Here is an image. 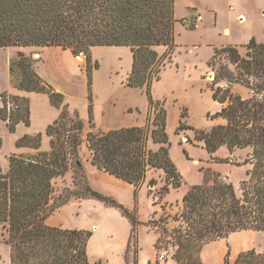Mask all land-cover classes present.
<instances>
[{"label":"trees","instance_id":"16d2710c","mask_svg":"<svg viewBox=\"0 0 264 264\" xmlns=\"http://www.w3.org/2000/svg\"><path fill=\"white\" fill-rule=\"evenodd\" d=\"M177 22L175 0H0V49L60 47L72 50L74 55L85 53L90 101L91 131L84 137V121L77 112L71 113L64 96L37 74L34 60L22 53L11 59L10 71L16 88L48 95L61 114L47 129L50 152L33 157L13 155L6 174L0 167V225L7 233L10 264H90L88 244L93 232L47 224L62 208L84 199L99 200L118 209L132 225L127 254L132 246L136 249L138 228L143 223L136 210H129L90 186L81 160L84 145L94 166L135 187L136 199L152 169L163 170L165 176L161 186L156 179L149 182V186L159 188L155 193L151 191L155 206L171 190L183 185L170 157L166 111L161 102L153 99L151 90L153 83L161 80L166 64L173 62ZM162 46L167 47V52L160 55L156 48ZM96 47H129L133 52L127 86L145 89L150 103L145 127L109 132L96 129L91 65V52ZM245 48L244 55L237 46L215 48L209 63L216 71L214 82H228L214 90V99L227 103L219 114L226 122L197 137L205 141L210 153L224 145L229 150L250 149L245 164L252 169L242 183L241 195L219 175H213L212 184L191 188L180 212L174 216L164 213L158 220L145 223L160 233L158 252L171 247L176 264H203L202 249L231 234L264 232V43L252 39ZM233 83L247 86L251 98L244 100L232 94ZM0 97L3 103L0 119L8 123L9 131L15 132L20 123L29 126V100L6 93H0ZM9 101L15 104L11 112L7 109ZM185 115L186 112L182 116ZM187 129L180 122L178 133ZM40 140V135L25 137L18 146L38 148ZM150 141L159 146L157 150L149 148ZM70 170L74 172V186L58 191L55 180ZM162 207L167 211L166 205ZM157 215L155 212L154 217ZM225 264H232L230 252ZM233 264H264V253H240Z\"/></svg>","mask_w":264,"mask_h":264},{"label":"crops","instance_id":"0c3cea01","mask_svg":"<svg viewBox=\"0 0 264 264\" xmlns=\"http://www.w3.org/2000/svg\"><path fill=\"white\" fill-rule=\"evenodd\" d=\"M176 1L175 18L177 20L183 21L188 16L192 17L198 14L203 17V22L198 29H190L183 23V25L176 23L177 49L171 65H175L177 69L180 68L177 62L178 55L181 50L188 47L180 44L179 37L182 34H187L191 37L205 29V21L209 14H211L213 23L217 25L220 13L219 3L216 0H186L180 13L178 12ZM238 1L245 8L242 9ZM232 3L234 6L230 7V14L236 15L237 20L244 23L248 16L246 0H232ZM253 6L256 13L264 15V0H254ZM225 31L227 35L230 33L229 29H225ZM252 39H255L258 43H264V41L258 40L256 36L250 37L249 41ZM94 49V54H91V65L93 64L95 67L98 62L101 64L100 69L94 68L92 71L93 123L96 129L102 132H109L124 128L145 127L148 122L150 109L145 89L127 86L134 63L133 52L129 47H96ZM40 50L41 54L37 56V60L34 63L37 74L51 85L57 93L64 96L65 104L68 105L69 110L77 112L85 125L90 128L88 72L87 69L83 68L84 64L77 61L70 49L47 47ZM156 50L160 55H163L167 52V47H157ZM13 58L14 56L11 59ZM11 59L8 65V73L1 78L0 93L28 99L30 102V123L29 126L20 123L16 127L15 132L12 133L9 131L7 123L0 119L2 148L5 146V137H7L9 143L6 168L1 170L3 174L9 171V158L13 155L33 157L40 152H50L51 138L47 135V129L61 114V110L52 105L48 95L22 91L16 88L10 71ZM114 69L122 71V82L116 81L111 76ZM164 71L161 73V79ZM2 107L3 103L0 97V110ZM39 135L41 140L38 148L32 145L18 146V142L25 137L36 138ZM88 159L85 170L90 186L96 191L100 190L99 186L105 187L100 191L107 192L108 194L105 195L113 197L129 210H136L140 221L144 224L138 228L136 249L132 246V251L130 250L127 254L128 243L132 235V225L129 220L118 209L107 206L104 203L101 206L95 199L71 202L52 215L47 220V224L67 230L93 232L88 244L90 264H134L135 255L137 264H176L171 256L165 258L156 249L160 233L145 225L154 217L155 212H158V215L160 214V207L153 208L151 210L152 213L145 218L140 215L142 192L143 190H148V196H152L151 191L155 187L149 186V182L156 170L152 169L148 172L146 182L138 189V197L136 199L134 186L98 169L91 163L90 155ZM57 181L61 182L60 186L73 187L74 172H67L64 177L56 179L55 184H59ZM162 212L165 211L162 210ZM131 253L133 254L132 261L130 260ZM223 256L222 259L227 256L226 250ZM201 257L203 264H217L214 257L211 256L210 248H203Z\"/></svg>","mask_w":264,"mask_h":264},{"label":"rangeland","instance_id":"374dc122","mask_svg":"<svg viewBox=\"0 0 264 264\" xmlns=\"http://www.w3.org/2000/svg\"><path fill=\"white\" fill-rule=\"evenodd\" d=\"M185 2L186 0L176 1L179 13L182 11ZM216 2L219 3L220 13L217 25L213 23L211 14H209L205 21V29L201 32H197L191 37L182 34L179 37V42L188 47L181 50L178 55L177 62L180 68L177 70L175 65L172 66L167 63L163 68L165 71L162 79L155 81L151 88L153 99L161 102L166 111V131L170 142V157L184 182L179 189L171 190L170 194L156 206L153 205L154 196L149 197L148 190H143L140 206L142 218L150 215L151 210L158 206L160 207V214L152 217V219L158 220L164 213L174 216L180 212L182 201L191 188L212 184L211 176L213 175H219L223 181L233 186L238 195H241L242 183L248 179V173L252 169L249 164H245V160L251 153L250 149L229 150L224 145L214 153H210L206 148L205 141L197 137V134L208 133L217 126L225 125L226 122L219 114L223 107L227 106V103L222 104L215 100L214 90L219 86H225L228 81H221V84L214 82L216 71L209 65L214 57V49L232 45L239 47L241 54L244 55L246 53L245 46L250 42V37L256 36L258 40L264 41V15L254 11V0H246L248 16L244 23L237 20L236 15L230 14V7L234 6L232 0H216ZM239 6L242 9L245 8L240 2ZM177 24L183 25L182 20H178ZM225 29L230 30L228 35L225 34ZM40 49L24 47L0 49V84L2 83L1 78L8 73L9 61L13 56L15 58L18 53H22L31 57L35 62L37 60L36 55L41 54ZM94 51L95 49H92L91 54H94ZM96 65H98L97 69H100L101 64L98 62ZM96 65L94 67L92 64L93 69H96ZM87 67L88 60L83 65L84 69ZM229 67L233 71L234 68L231 65ZM211 74H213V78H210ZM111 76L116 81L122 82V71L114 69ZM230 86L232 94L238 95L244 100L251 98V90L247 86L241 83H233ZM184 112H186L185 117L182 116ZM180 122H183L189 129L178 133ZM88 132H90V128L86 126L84 137ZM8 147L9 143L5 137V146L2 148V144H0L1 170L6 168ZM158 147L152 141L149 142L150 149L157 150ZM89 155L88 147L84 145L81 149V160L84 166L89 161ZM69 172L71 173L72 170ZM164 177L163 170H156L151 180H158L159 186H161ZM57 183L59 184H56V187L61 192L65 186H60L61 182L57 181ZM98 188L103 190L105 187L99 186ZM154 189H152L153 192L159 190L156 187ZM100 192L108 194L107 192ZM96 202L101 206L103 205L99 200ZM162 205H166L167 211L162 212L164 210ZM173 226L172 224L170 227ZM152 229L157 230L156 227ZM6 240L7 233L0 225V264H10V248ZM204 248L211 249V256L214 257L217 264H225L226 257L222 259L223 254L225 250L226 254L230 252V260L233 264L240 253L248 251H254L258 254L264 253V232L242 231L234 233L228 238L219 240V242L207 244ZM160 252L165 258L173 255L171 247L167 251L162 250ZM132 259L133 254L131 253L130 260L132 261Z\"/></svg>","mask_w":264,"mask_h":264},{"label":"built area","instance_id":"2783aa9c","mask_svg":"<svg viewBox=\"0 0 264 264\" xmlns=\"http://www.w3.org/2000/svg\"><path fill=\"white\" fill-rule=\"evenodd\" d=\"M202 22H203V17L200 14L192 16V17L188 16L184 18L182 21V23L190 29H198ZM76 59L79 63L85 64L87 60V55L85 53H80L76 56ZM14 107H15V104L9 101L8 107H7L8 111L11 112V110L14 109Z\"/></svg>","mask_w":264,"mask_h":264},{"label":"water","instance_id":"95a60500","mask_svg":"<svg viewBox=\"0 0 264 264\" xmlns=\"http://www.w3.org/2000/svg\"><path fill=\"white\" fill-rule=\"evenodd\" d=\"M37 56H38V55H36V57H37ZM210 78H213V74L210 75ZM79 165H80V163H79Z\"/></svg>","mask_w":264,"mask_h":264}]
</instances>
